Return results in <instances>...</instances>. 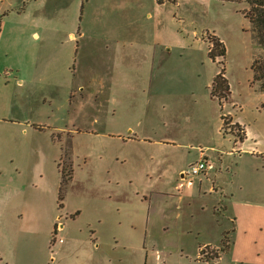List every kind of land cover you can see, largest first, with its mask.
Wrapping results in <instances>:
<instances>
[{
	"label": "rangeland",
	"instance_id": "1",
	"mask_svg": "<svg viewBox=\"0 0 264 264\" xmlns=\"http://www.w3.org/2000/svg\"><path fill=\"white\" fill-rule=\"evenodd\" d=\"M80 1H0L6 29L20 28L12 32L9 66L0 69V98L8 105L0 120L3 251L30 252L35 261L36 254L53 256L54 224L43 219L50 212L58 223L67 203L124 213L121 224L103 229L106 264H208L197 251L221 248L225 235L229 248L211 264H264V79H253L251 68L253 59L264 67V43L253 41L243 15L257 13L246 0H204L203 19L187 2L182 35L172 22L167 37L174 47L158 54L165 63L152 69V51L139 45L149 42L147 31L110 52L87 50L88 38L81 39L87 49L59 48L52 21L77 29ZM42 31L50 44L35 67L33 33ZM82 31L91 28L82 23ZM209 34L223 42L225 57L207 55ZM220 60L229 84L222 106L211 95ZM199 149L213 168L202 182L183 181L179 169L196 161ZM70 167L73 181L54 200L59 170L66 175ZM22 200L31 209L27 233L18 230ZM211 253L206 248L202 256Z\"/></svg>",
	"mask_w": 264,
	"mask_h": 264
},
{
	"label": "crops",
	"instance_id": "2",
	"mask_svg": "<svg viewBox=\"0 0 264 264\" xmlns=\"http://www.w3.org/2000/svg\"><path fill=\"white\" fill-rule=\"evenodd\" d=\"M202 1L204 0H177L176 3L165 1L160 4L157 0H84L82 11L78 18V22L81 23L78 24L77 29L71 30L69 25H64L62 27L61 21L57 20L55 21V24L52 21L49 31L53 32V42L56 38L57 45L59 48L63 46L66 53H69L67 52L69 50L71 52H78L81 49H87L85 42L81 43V39L83 38H88L93 41L89 46L90 48L87 50L95 52L115 51L117 49H122L125 44H131L135 39L139 40L142 32L147 31L149 42H139V45H141L142 48H149L152 51L151 58L147 63L152 69H154L160 64L165 63V59L157 57V55L163 54V52H169L174 47L172 41L167 37V32H170L171 23L175 22L178 27V33L181 36L184 30V25H187L191 14L187 2H193L194 5H197L198 7L193 11V14L197 15L195 17L204 19L201 14L200 5ZM20 11L21 9H19L18 12ZM4 17H6L4 20L3 17L0 19V69H5L9 66L8 54L13 48L12 43L14 41L12 32L20 29L15 28L13 30H7V14ZM82 23L89 25L91 28L89 34L82 31ZM148 25H150L151 28ZM46 32L47 31H42L41 37H38L39 33H33V36L37 37V40L34 43L35 48L33 49L35 53L34 55L36 56L33 63L35 67L40 66L37 61L39 52L44 50L45 45L50 44V42L47 43L49 33L46 34ZM43 35H46V38L42 40ZM145 35V33L142 34V36ZM136 44H138V41ZM2 60L4 61L3 66ZM7 107V100L5 98H0V120H5L3 119V116L7 111ZM202 158L208 160L209 157L199 149L197 160ZM191 163L192 162H189L188 165ZM210 165L211 167L208 168L207 171L213 168L212 163H210ZM187 166L184 165V167L179 169L180 178L181 172L186 169ZM10 169L15 172L13 173L14 176L20 175V173H18L19 167L17 165H13ZM71 170L73 173L72 168ZM59 171L61 172V169ZM207 171L197 177L199 182H202L203 177H207ZM195 178L196 177H193L189 181ZM184 180L185 178L183 181ZM69 181H73V178L71 177ZM57 193L55 190L53 195L54 200L57 197ZM62 206L61 213H64V218L60 220L58 217V223L55 222L56 217L51 215L50 212H48L46 218L43 219V222L46 223L47 226L57 224L56 237L52 244L51 251V254L54 252L53 256L51 255L45 259L43 256L36 254L35 261L33 253H24L20 249L16 250V254L14 250L11 255H7L3 251L1 245L3 240V228L0 225V264H106L107 255L105 246L107 245V241L103 234V229H106L109 223L113 228L117 227L118 224H121L124 220V213L122 211L120 213L119 208L116 210L117 214H114V212L108 211H105L104 213L98 211L87 212L83 209H79L77 206L68 207L67 203H63ZM0 211H2L1 200ZM30 211L29 203L22 200L21 205L18 207V230L21 233L30 232L27 224L29 216L31 215ZM149 215L150 211L148 209V222ZM135 219L136 218L134 217L133 220ZM23 228L25 229L24 231ZM52 231H50L51 234ZM19 244H21V242H19ZM197 256L199 257V251H197L195 258Z\"/></svg>",
	"mask_w": 264,
	"mask_h": 264
},
{
	"label": "trees",
	"instance_id": "3",
	"mask_svg": "<svg viewBox=\"0 0 264 264\" xmlns=\"http://www.w3.org/2000/svg\"><path fill=\"white\" fill-rule=\"evenodd\" d=\"M165 1H169L172 3H176L177 0H157L158 3H163ZM220 1H241V0H220ZM83 2L84 0H81V5H80V12L82 11V7H83ZM246 2L250 5L251 8H253L254 12L257 13V16H250L249 14H244V17L248 18L250 24H251V35L253 38V41H255L256 43H264V0H246ZM246 13V12H245ZM210 36L208 37V41L210 43L208 51H207V55L212 59L215 60V58L217 56L219 57H225V53H226V49L225 46L223 44V42H221L218 37L214 34H209ZM221 62V60H220ZM222 68L221 70L213 77L212 79V85H211V95L212 96H216L218 99V103L220 106H222V100H226L228 97V90H229V84L228 81L226 79V77L224 76V62L222 60ZM256 60L253 59L252 60V71H253V79H264V67L259 66V68L256 66ZM261 71V72H260ZM260 72V74H259ZM263 85H264V80L262 81ZM222 118V129H224V124L227 121V117L226 116H221ZM235 125H237V123H235ZM242 129V136H240V141H242L245 138V130L244 128ZM225 130V129H224ZM61 178H60V182H59V188H58V199H62L63 195H62V191L63 188L65 186V184L68 183V181L71 179L72 177V170H70V173L66 174L64 173V171L61 169ZM58 204L60 205L59 201ZM56 231H57V224L54 225V229L52 232V236H51V240L50 243L53 244L55 241V237H56ZM229 239L228 236L225 235L223 237V239L221 240V248H215L212 247L210 245H205V246H201L199 248V257L204 258V260L208 263L211 264L209 262L210 259H215L219 257V253L220 251H227L229 248V243H228ZM211 247V248H210ZM211 249L212 253L210 256H204V249ZM203 255V256H202Z\"/></svg>",
	"mask_w": 264,
	"mask_h": 264
},
{
	"label": "built area",
	"instance_id": "4",
	"mask_svg": "<svg viewBox=\"0 0 264 264\" xmlns=\"http://www.w3.org/2000/svg\"><path fill=\"white\" fill-rule=\"evenodd\" d=\"M211 165L206 159H200L195 162H192L181 172V178L192 179L195 176H199L207 171Z\"/></svg>",
	"mask_w": 264,
	"mask_h": 264
}]
</instances>
